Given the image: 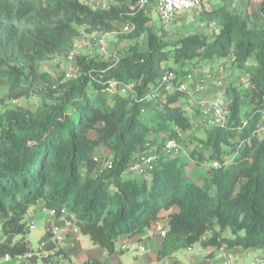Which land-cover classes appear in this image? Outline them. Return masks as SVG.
Instances as JSON below:
<instances>
[{
	"label": "trees",
	"instance_id": "1",
	"mask_svg": "<svg viewBox=\"0 0 264 264\" xmlns=\"http://www.w3.org/2000/svg\"><path fill=\"white\" fill-rule=\"evenodd\" d=\"M139 1L102 8L85 0H0V224L5 236L20 237L0 242V259L31 251L27 214L40 202L66 207L77 228L110 254L122 236L145 232L162 217L169 220L159 264H178L175 253L197 243L264 249V0L203 6L197 20L213 31L178 35L151 25ZM118 21L136 25L123 33L136 41L122 53L67 61L83 33L113 32ZM219 59L231 61L242 80L226 84V125L207 128L205 156L220 165L209 166L204 184L183 150L165 149L195 125L181 100L187 92L167 89L163 77L183 82L200 63ZM62 60L64 71L43 68ZM72 66L76 72L67 76ZM127 84L133 89L122 91ZM33 97L41 100L35 107L15 103ZM99 145L112 154L104 167L95 156ZM142 155L153 157V167L137 173L131 167Z\"/></svg>",
	"mask_w": 264,
	"mask_h": 264
},
{
	"label": "rangeland",
	"instance_id": "2",
	"mask_svg": "<svg viewBox=\"0 0 264 264\" xmlns=\"http://www.w3.org/2000/svg\"><path fill=\"white\" fill-rule=\"evenodd\" d=\"M88 3H90L93 6L96 7H101L103 4H106V6H110L113 0H85ZM256 2H259L261 0H253ZM204 2H208L209 5L206 7L208 9H212L214 7L219 6L222 4L224 1L223 0H204ZM239 1L237 0V4ZM198 11H189L186 14L180 16L179 18L175 19L173 22H171L168 25H163L161 23V20L156 13L155 9L152 6L147 7V13L150 17V24L157 27H163L165 32L167 34H172V35H178V34H186L189 32H195V31H206V32H212L213 27L210 25H207L206 23H202V21L197 20L196 15ZM124 22L118 21L116 23V29L113 32H109L108 35H106V47L110 51L112 55H117L122 53L125 48L130 43H133L136 41V39H128L126 37H123V33L121 32L122 28L124 27ZM140 43L143 42L144 36H141L140 38L137 39ZM78 43H79V53L80 54H87L92 57H102V52L98 44H96V41L93 40V34H86L83 33L79 38H78ZM66 62L62 60L59 64L56 65L55 61H48L43 64V68L50 71L52 74H56L60 70H65L67 69V65L65 64ZM196 70L200 71L202 75L208 74L209 72L211 73H217L218 77L223 78L225 84L223 87H218L212 80H205L203 82V91H202V96L206 97H213L216 98L221 95V93H224V89L226 88V83H228L230 80L234 79V83L236 82H241V78L238 77V74L241 72L238 70V68L234 67L232 65V62L229 61L226 64H223L222 59L217 62L213 61L211 63H205L204 65H200L199 67L196 68ZM192 71V73H195V71ZM69 72L75 74L76 70L72 67L68 70ZM198 72V73H200ZM199 75V76H202ZM236 81V82H235ZM190 85V84H189ZM192 86V85H190ZM213 86H216L218 90H216L214 93H208L207 88L209 90H212ZM229 89L230 86L225 89L224 96L229 97ZM206 91V92H205ZM182 104L185 105L187 112L191 115L192 119L197 120V124L195 125V129H193L190 133L184 135H180L182 141H180V150H183L182 156L183 160L189 164L188 169H191L193 173L197 176L198 180L202 183H209V179H207V173L209 170V163L213 162V158H208L205 156L207 152L204 150V139H206L210 133L209 129L207 127L203 126L200 121H199V112L198 113H193V111L196 110L197 104L191 99L190 95H186L182 97ZM41 100L37 97L33 98H21L15 101L16 104L19 105H24L27 107H35L37 104H39ZM196 116V117H195ZM260 135H264V129L261 130ZM164 133L161 132L160 135H163ZM235 140V139H233ZM194 152V153H192ZM203 155V157L201 156ZM95 156L97 157V160L99 162V166L104 167L106 164H108L110 161H112V154L109 148H107L104 145H99L96 149ZM226 158L228 156H225ZM133 173L134 172H130ZM137 174V173H135ZM139 175V174H138ZM147 176V178H150V174H144ZM37 206H33L30 209V216L32 214H36L33 218H31V222L34 225L33 229H29L28 231V240L30 241L32 248H37V245L40 241H42V238L45 237L46 235L50 236V240L52 242L57 243L58 239L56 236L53 234L50 235V232L48 229H46V226L49 222L47 220L48 216V211L42 209V215H39L37 212ZM164 213H168L167 211H163ZM38 213V214H37ZM52 225H59V223L56 222V220L51 221ZM80 236L81 239V248L74 253V259L76 262H78V259H85L87 260L88 257L90 256L89 253H91L92 247L94 246L93 241L89 237V235L83 234L80 230L77 232ZM202 249L200 244H195L193 248H184L180 249L175 253V257H177L180 261L181 264H192L191 262V256L194 254H197L199 252V249ZM37 252V251H36ZM132 253V252H131ZM131 253L125 252L124 255L121 257L124 263H130L134 261V258L132 257ZM222 252L216 251L215 256H213L210 260L211 264H218L220 258L222 257ZM89 255V256H87ZM232 259L234 260V256H241L244 260L242 263L239 264H249L250 261L253 259V255L247 253L246 249L240 252V254H231ZM87 258H81V257H86ZM85 260H80V262H83ZM122 263V262H120Z\"/></svg>",
	"mask_w": 264,
	"mask_h": 264
},
{
	"label": "built area",
	"instance_id": "3",
	"mask_svg": "<svg viewBox=\"0 0 264 264\" xmlns=\"http://www.w3.org/2000/svg\"><path fill=\"white\" fill-rule=\"evenodd\" d=\"M140 7H149L152 6L156 13L158 14L161 23L163 25H168L171 22H173L175 19L179 18L180 16L186 14L189 11H198L200 10L204 5V0H140ZM96 7V6H94ZM102 8H106V4H103L101 6ZM136 28L135 23H126L124 27L122 28V33H130ZM109 32L102 33L101 35H95L93 34V40L96 41V44L101 49V52L110 57L112 54L107 49L106 45V35H108ZM79 43L78 41L75 42L72 46V48L69 50L67 54V61L71 64L75 61L76 56L79 54ZM70 72L68 71L67 76H70ZM173 74L172 73H166L163 77V82L167 84V89H179V90H185L188 95H190L191 99L197 104V108L199 109V121L200 123L207 127H223L227 123L228 115L230 112V103H231V97L228 98L224 96V93H221L220 96L216 98L212 97H204L202 96L203 91V82L205 80H212L218 87H223L225 82L223 78L218 77L217 73H208L205 75H202L200 79H197L194 73H189L186 76V80L183 82H173ZM113 85L117 84V81L112 82ZM192 86H190V85ZM227 84V83H226ZM134 84H127L122 85V91H131L133 89ZM263 119H264V110H263ZM194 125L197 124V120L193 119ZM247 121L245 120L243 122V125H246ZM264 129V124L261 125L259 131ZM165 149L168 153L171 155L177 154L180 145L178 144V141L176 138H170L165 144ZM152 160L153 157L151 155H142L139 156V158L133 163L131 169L134 170L137 173H142L145 171H148L151 169L152 166ZM213 167H218L220 165L219 161L214 160L209 164ZM44 210H47L49 214L52 217H67L66 218V225L71 226L72 224H75L74 216L68 215V210L66 207H62L60 209L55 208H44ZM29 228H34L33 223L29 225ZM52 234L56 236L57 238H60L61 236V226L60 225H54L52 226ZM157 232H159L161 235L165 236L167 227L158 225L156 228ZM145 246L140 245L137 248H134L133 254L138 257L141 256V254L144 252ZM32 251H29L24 254H18L15 256V258L18 261L24 262L27 259H30L33 256ZM6 258H11V255H6ZM112 264H118V263H112ZM222 264H237L232 259L231 255L225 257ZM249 264H264V249L260 250V252L250 261Z\"/></svg>",
	"mask_w": 264,
	"mask_h": 264
},
{
	"label": "crops",
	"instance_id": "4",
	"mask_svg": "<svg viewBox=\"0 0 264 264\" xmlns=\"http://www.w3.org/2000/svg\"><path fill=\"white\" fill-rule=\"evenodd\" d=\"M209 3L205 2V6L207 7ZM217 62V60H214ZM206 62L200 63L201 65H204ZM211 63V62H207ZM201 71V70H200ZM196 70L195 71V76L197 79H200L202 73ZM200 72V73H198ZM212 90H209L207 88L208 93H214L218 88L216 86L212 87ZM210 91V92H209ZM206 92V91H205ZM213 98V97H212ZM196 117V116H195ZM37 206V212L39 215H42V209H44L42 202L39 204L35 205ZM34 206V207H35ZM31 209V208H30ZM30 209L27 214V221L29 224H31V218H33L36 214H32L30 216ZM37 213V214H38ZM163 215H166L167 213H162ZM66 218L67 217H52L49 212L47 216V220H49L46 229L50 232V235H52V225L51 221L56 220L57 223L61 226V236L58 239V242H52L50 240V236L46 235L45 237L42 238V241H40L37 245V248H32V245L30 241L28 240V232L26 235V240L31 248V251L34 252L33 256L30 259H27L26 262L27 264H68V263H74V264H81L85 262V259H78V262L75 261L74 259V253H76L81 247V239L79 234L77 233L79 229L77 226L72 224L71 226L66 225ZM169 217H162L159 221H156L152 224V226L145 232H142L140 234L136 235H124L122 236L116 244V251L112 254L108 253L104 249H102L99 245L94 244L92 247V252L89 253L88 259L90 258H96L102 261L103 264H112V263H118V264H126L122 260V256L124 255L125 252L131 253L132 257L134 258V261L127 263V264H159L157 260V255L159 250L162 247L164 236L161 235L159 232H157L156 228L158 225H162L167 227ZM30 229V228H29ZM33 229V228H32ZM29 231V230H28ZM5 240H11V242H17L20 240V237L14 236V235H8L5 236L1 224H0V242L5 241ZM145 246L144 252L141 254V256L136 257L133 254V249L139 247L140 245ZM193 248V247H192ZM191 249V248H189ZM59 250H62L61 253H59ZM244 249L241 247H234V248H229L226 245H223L220 249H216L213 245H209L207 247H202V249H199V252L197 254L192 255L191 262L192 264H211L210 260L213 256H215L216 251L222 252V257L219 260L218 264H222L225 257L233 254H240L241 251ZM37 251V252H36ZM247 253L252 254L253 258L260 252V250H256L254 248H249L246 249ZM86 257H81V258H87ZM232 256V255H231ZM176 260L178 261V264H181V261L175 257ZM87 259V260H88ZM80 260H85L83 262H80ZM243 258L241 256H234V261L235 263L239 264L243 262ZM21 261H18L15 257L11 258H6L3 257L0 259V264H18ZM122 262V263H120ZM163 264H169L168 262H163Z\"/></svg>",
	"mask_w": 264,
	"mask_h": 264
}]
</instances>
